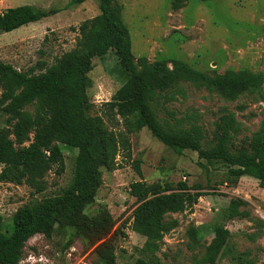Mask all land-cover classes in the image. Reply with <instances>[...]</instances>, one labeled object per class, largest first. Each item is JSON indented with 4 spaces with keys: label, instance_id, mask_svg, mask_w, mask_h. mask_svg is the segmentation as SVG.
Listing matches in <instances>:
<instances>
[{
    "label": "rangeland",
    "instance_id": "rangeland-1",
    "mask_svg": "<svg viewBox=\"0 0 264 264\" xmlns=\"http://www.w3.org/2000/svg\"><path fill=\"white\" fill-rule=\"evenodd\" d=\"M72 0H0V12L22 5H32L50 12V16L9 33L0 34V62L27 72L38 62L51 65L56 58L76 47L80 25L100 13L97 0L72 5ZM124 7L123 18L130 30L136 58L156 60L179 59L194 69L220 74L229 70L249 69L264 74V0H188L181 10H174L172 0H118ZM114 51L93 61L89 74L88 95L112 128L104 104L112 101L121 90L124 77ZM186 96L165 105L158 113L163 121L182 126L196 123L204 129V148L212 146L217 122L225 110L236 115L241 132L234 138L235 149L251 140L264 124V98L244 92L228 100L218 92L193 85H184ZM1 91V90H0ZM264 95V86L262 89ZM1 97V93H0ZM27 111L33 113L35 106ZM174 114V118L171 117ZM8 116L0 111V128ZM118 129L123 127L118 126ZM132 158L141 162L140 176L123 154L117 158L119 168L103 170V185L96 201L86 213L97 218L102 241L76 238L72 229L57 230L51 238L37 235L25 247L20 264H99L95 248L111 238L116 245L118 264H135L145 257L151 264H203L206 248L216 238V229L229 230L220 264H264V189L259 181L245 176L238 184H226L228 168L216 164L208 168L198 153L185 150L176 153L147 128L130 136ZM65 159L61 176L55 171L46 176L47 189L36 194L26 184L0 182V217L11 225L19 208L25 204L60 195L72 182L78 151L60 142ZM0 167V172H1ZM144 180L159 184L162 193H181L179 183L190 188L200 185L204 194L197 205L185 212L170 214L167 220L177 226L165 235L159 248L151 255L142 250L147 239L132 229V215L137 206L129 193L130 185ZM192 192H195L192 190ZM233 199L248 202L249 217L229 219L227 210ZM198 237L193 239L192 231Z\"/></svg>",
    "mask_w": 264,
    "mask_h": 264
},
{
    "label": "trees",
    "instance_id": "trees-1",
    "mask_svg": "<svg viewBox=\"0 0 264 264\" xmlns=\"http://www.w3.org/2000/svg\"><path fill=\"white\" fill-rule=\"evenodd\" d=\"M85 1L72 0L71 4ZM97 1L100 13L80 25L76 47L57 57L53 64L38 62L24 72L0 62V111L9 117L0 128V182L26 184L40 194L47 189L48 173L54 170L61 176L65 171L59 143L78 151L73 180L60 195L25 204L18 209L11 225L2 223L0 217V264H20L30 239L37 235L51 238L57 230L72 229L76 238L102 241L106 235L100 232L97 218L88 216L86 209L95 203L103 185L102 169L116 171L120 154L143 175L141 162L132 158L130 136L144 127L176 153L195 151L208 168L216 164L228 168L226 184L236 185L240 178L250 176L264 189V124L251 140L235 149L234 137L242 127L236 115L225 110L217 122L212 146L205 149L202 126L193 123L184 127L182 120L170 123L158 116L177 95L186 96V84L218 92L228 100H235L244 92L264 98V74L249 69L210 73L179 59L150 62L146 57L136 58L123 18V5L118 0ZM187 1L172 0V7L181 10ZM49 16V11L32 5L7 8L0 12V34ZM110 51L117 56L120 74L125 78L114 99L103 105L112 128L103 116L94 114L95 106L88 95L93 61ZM32 105L35 110L30 113L26 108ZM171 117L174 118L173 113ZM178 186L181 193H162L159 184H147L144 180L130 185L129 193L137 202L132 229L147 239L144 255L154 254L165 235L177 226L175 220L166 217L185 212L204 196L198 192L200 185L190 188L180 182ZM247 205L243 199L231 200L227 217H249L247 210L240 209ZM215 233L216 238L201 260L203 264H220L230 232L217 228ZM191 234L196 240V230ZM95 253L99 264H118L111 238L101 242ZM146 257L135 264H151Z\"/></svg>",
    "mask_w": 264,
    "mask_h": 264
}]
</instances>
